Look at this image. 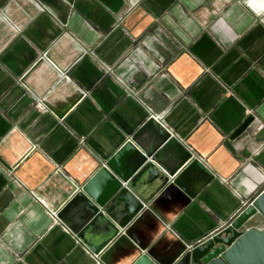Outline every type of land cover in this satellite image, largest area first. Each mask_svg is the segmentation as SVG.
I'll use <instances>...</instances> for the list:
<instances>
[{
  "label": "crops",
  "instance_id": "crops-1",
  "mask_svg": "<svg viewBox=\"0 0 264 264\" xmlns=\"http://www.w3.org/2000/svg\"><path fill=\"white\" fill-rule=\"evenodd\" d=\"M263 14L247 0H0V264H133L137 245L168 262L248 205L264 189ZM151 114L213 177L192 199L165 184L103 263L50 213Z\"/></svg>",
  "mask_w": 264,
  "mask_h": 264
},
{
  "label": "water",
  "instance_id": "water-1",
  "mask_svg": "<svg viewBox=\"0 0 264 264\" xmlns=\"http://www.w3.org/2000/svg\"><path fill=\"white\" fill-rule=\"evenodd\" d=\"M55 6L58 0H39ZM70 3V0H64ZM254 118L248 116L231 138L243 134ZM158 138L137 142L144 129ZM176 148L180 162L166 166L167 150ZM205 172L204 165L181 145L169 130L148 118L85 183L73 188L67 200L55 210V218L66 225L79 242L105 262L104 255L121 239L130 238L129 230L144 214L151 212L152 197L167 184L177 187L190 199V186ZM252 219L264 221V189L223 230L199 245L183 248L168 262L154 261L149 252L137 245L133 264H264V228H250Z\"/></svg>",
  "mask_w": 264,
  "mask_h": 264
},
{
  "label": "rangeland",
  "instance_id": "rangeland-1",
  "mask_svg": "<svg viewBox=\"0 0 264 264\" xmlns=\"http://www.w3.org/2000/svg\"><path fill=\"white\" fill-rule=\"evenodd\" d=\"M249 0H247V5L250 7V8H253V6H251V2H248ZM255 2H257V3H260L258 0H254ZM261 4V3H260ZM254 9V8H253ZM264 17V14L263 15H261V17ZM148 118H155L154 117V115H150V116H148ZM252 202V201H251ZM250 204V203H249ZM246 206H248L247 205V203H242L241 204V206L235 211V213L232 215V217L227 221V223L225 222L224 224H223V227L222 228H220L221 230L223 229V228H225V227H227L245 208H246ZM235 217V218H234ZM232 219V220H231ZM231 220V221H230ZM229 222V223H228ZM220 230V231H221ZM205 241V240H204ZM203 241V242H204ZM201 244V243H200Z\"/></svg>",
  "mask_w": 264,
  "mask_h": 264
},
{
  "label": "bare ground",
  "instance_id": "bare-ground-1",
  "mask_svg": "<svg viewBox=\"0 0 264 264\" xmlns=\"http://www.w3.org/2000/svg\"><path fill=\"white\" fill-rule=\"evenodd\" d=\"M251 2V6H253V8L255 9V10H257V11H260V10H262L264 7V5H263V3H257V2H255V1H250ZM226 228V227H225ZM224 229V228H223ZM222 229V230H223ZM220 232V231H219ZM213 236V235H212ZM211 237V236H210ZM209 237V238H210ZM207 240V239H206ZM199 245V244H198ZM194 246H196V245H194ZM188 247H189V245H188ZM193 247V246H192ZM189 248H191V247H189ZM97 257V256H96Z\"/></svg>",
  "mask_w": 264,
  "mask_h": 264
},
{
  "label": "built area",
  "instance_id": "built-area-1",
  "mask_svg": "<svg viewBox=\"0 0 264 264\" xmlns=\"http://www.w3.org/2000/svg\"><path fill=\"white\" fill-rule=\"evenodd\" d=\"M264 128V124L263 123H258L257 124V126H256V128H255V132H258V131H260V130H262ZM51 215V217H52V219L54 220V222H57L55 219V215L53 214V213H50ZM235 218V217H234ZM232 220V219H231ZM230 220V221H231ZM227 223V222H226ZM229 223V222H228Z\"/></svg>",
  "mask_w": 264,
  "mask_h": 264
}]
</instances>
